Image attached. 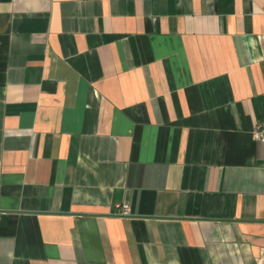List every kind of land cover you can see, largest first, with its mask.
Listing matches in <instances>:
<instances>
[{"label":"crops","instance_id":"obj_1","mask_svg":"<svg viewBox=\"0 0 264 264\" xmlns=\"http://www.w3.org/2000/svg\"><path fill=\"white\" fill-rule=\"evenodd\" d=\"M258 126L264 0H0V264H264Z\"/></svg>","mask_w":264,"mask_h":264},{"label":"built area","instance_id":"obj_2","mask_svg":"<svg viewBox=\"0 0 264 264\" xmlns=\"http://www.w3.org/2000/svg\"><path fill=\"white\" fill-rule=\"evenodd\" d=\"M253 135L256 139L264 141V128L258 126L254 130ZM115 208L119 215L128 216L131 214V206L126 201L116 203Z\"/></svg>","mask_w":264,"mask_h":264}]
</instances>
